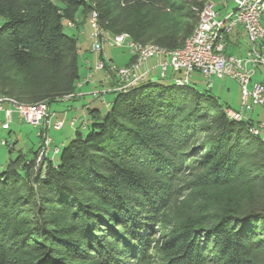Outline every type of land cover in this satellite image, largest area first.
I'll list each match as a JSON object with an SVG mask.
<instances>
[{"label":"trees","instance_id":"1","mask_svg":"<svg viewBox=\"0 0 264 264\" xmlns=\"http://www.w3.org/2000/svg\"><path fill=\"white\" fill-rule=\"evenodd\" d=\"M208 3L0 0V95L49 107L81 96L78 41L62 24L79 12H95L107 33L175 51ZM105 70L113 99L106 111L88 110L87 133L77 129L51 155L41 154L40 129L38 149L18 151L0 173V264H264V143L253 120L230 119L231 107L192 84L113 91L120 81ZM203 186L234 193L164 231L161 262L152 261L164 212Z\"/></svg>","mask_w":264,"mask_h":264},{"label":"built area","instance_id":"2","mask_svg":"<svg viewBox=\"0 0 264 264\" xmlns=\"http://www.w3.org/2000/svg\"><path fill=\"white\" fill-rule=\"evenodd\" d=\"M225 1L221 4L225 9L223 17L215 10L212 3L205 5L193 35L187 39L181 49L170 51L154 44L141 45L133 42L128 34H121L113 39V43L129 49L130 64L119 68L111 62L107 64L104 59H100L95 70H105L108 67L120 81V85L116 87L117 91H126L148 80H156L153 76L155 70H159L161 78H166L169 69L182 74L184 78L177 82L179 85H187L193 72L207 79L230 78L240 85L242 98L240 109L229 110L227 115L234 121L251 120L255 106H261L264 110V85L261 82L252 83L257 70L264 67L262 52L264 29L261 26L264 0H231L234 7L228 12ZM90 15L95 28L92 37L96 39L93 49L95 52H102L103 46L98 39L101 29L98 16L95 12ZM236 29L243 30L246 35L247 51L244 55L226 53V36ZM150 60H156L157 65L149 67ZM93 96L98 97V94L93 93ZM72 98L73 95H68L62 100L67 102ZM14 115L18 117L19 122L24 121L34 128L43 130H49L51 127L54 130H61L64 126V122L59 120L52 123L54 113H50V107L45 102L22 105L12 99L0 98L1 130L11 129ZM253 122L254 126L250 128L251 134L261 136V131H264V120L258 123L253 120ZM70 125L74 126V122L72 121ZM262 141L264 143V139ZM50 142L51 138L45 134V148L42 149L41 154L48 151ZM5 144V141L1 142L2 146ZM58 150L56 149L55 152L57 153Z\"/></svg>","mask_w":264,"mask_h":264},{"label":"rangeland","instance_id":"3","mask_svg":"<svg viewBox=\"0 0 264 264\" xmlns=\"http://www.w3.org/2000/svg\"><path fill=\"white\" fill-rule=\"evenodd\" d=\"M211 1L215 10H217L223 17L225 9L221 6V4H223L224 1ZM225 2L228 5L227 12L232 11L234 7L233 2L231 0H226ZM4 22L5 19L0 17V26H2ZM62 24L65 34L75 37L78 41V63L81 75L80 84L83 88L88 87L89 84L86 81L89 80L92 85L90 86V89H80V95L82 93L85 94L84 96H80L77 99L67 102H56L50 106V113H54L52 123L56 120L64 122V126L61 130H54L52 127L49 130H43L44 132L47 131L44 135L46 134L49 138H51V142L49 144L51 155L53 154L54 149L62 150L64 146L74 139L77 129L83 133H87L88 127L91 125L88 115L89 109H100L102 111H106L109 108V102L112 101L113 95L106 94L108 90L111 91L110 89L107 90V80L109 79L106 70H95L96 64L100 61V56H103V59L107 64H109L112 59L113 64L119 68L125 66L131 57L130 51L127 47L116 46L113 43V39L119 35L107 33L102 29H100V37L98 38L103 46L102 52L94 51L93 45L96 42V39L92 37V34L95 33V28L91 21V15L83 16L79 12L75 21L68 22L67 20H64ZM261 26L264 29V14L261 19ZM240 33L241 39L239 44L235 41L234 31L226 36L227 49L232 54L244 55L247 51L246 35L243 30ZM262 46V52L264 53V42L262 43ZM155 62L156 60H150L148 65L152 66ZM154 76L155 79L158 80V83L162 85L177 84L180 79L184 78V76L180 73H173L172 69L168 70L166 78L160 77L159 70L154 71ZM262 78L263 76L261 71L258 69L257 73L253 77L252 83H259ZM189 81L199 90L210 91V93L216 96L223 105L231 107L232 110L238 111L240 109L242 90L237 81L230 78L207 79L197 72H193L191 74ZM113 91H117L116 88ZM93 93H97L99 97H93ZM0 98L15 100L5 95H0ZM18 103L22 105H33L20 102ZM70 108L73 109L70 110ZM251 117L257 123L264 120L263 108L261 106H255L253 112L251 113ZM72 121L74 122V126L70 125ZM39 131L40 128H34L24 121L19 122L16 115L13 117L10 131L0 129V173L6 168L10 160H14L17 157L18 151L27 153L30 150L38 149L41 142V139L38 137ZM44 135H42L43 141ZM261 137L264 139V131H261ZM2 141L8 142V145L15 146L12 154H10L8 146L1 145ZM55 158L58 159V155H56ZM38 160H40V158ZM192 173L193 172L191 171V174L187 173L183 176V183L192 181ZM233 193L234 191L232 189L221 190L218 188H205V186H203L197 187L191 191L188 190L183 198L174 199L173 203L161 217L160 225L154 227L155 232L152 237V243L153 246H155V250L151 253L152 261L157 260V262H161L160 252L158 249H160V246L165 240V236H161L165 233L164 231L167 230V234L170 233L171 230L177 228L181 221L184 220H201L200 215L205 214L206 206L210 209L220 205L223 206L227 199L230 200L232 198Z\"/></svg>","mask_w":264,"mask_h":264},{"label":"crops","instance_id":"4","mask_svg":"<svg viewBox=\"0 0 264 264\" xmlns=\"http://www.w3.org/2000/svg\"><path fill=\"white\" fill-rule=\"evenodd\" d=\"M223 1H224V0H223ZM241 31H242L241 29H236V30L234 31V34H235L234 38H235V41H237V44L240 43L239 41H240V39H241V33H240ZM241 49H242V48H241ZM241 51H243V50H241ZM236 55H240V54H236ZM241 55H243V54H241ZM130 59H131V57H130ZM130 59H129L128 63L130 62ZM112 61H113V60L111 59L110 62H112ZM112 63H113V62H112ZM128 63H127V64H128ZM127 64H126V65H127ZM156 65H157V61L155 62L154 65H152V66H149V65H148V66H149V67H155ZM90 69H91V68H90ZM155 71H156V70H155ZM89 75H90V73H89ZM85 84H87V83H85ZM88 84H89V86H88V87H84V88H86V89H90V86H91L92 84H90V82H89ZM88 84H87V85H88ZM84 88H83V86H82V89H84ZM83 93H85V92H83ZM84 95H85V94H82V93H81V96H84ZM71 109H73V108H70V110H71ZM233 111H237V110H233ZM251 118H252V117H251Z\"/></svg>","mask_w":264,"mask_h":264},{"label":"water","instance_id":"5","mask_svg":"<svg viewBox=\"0 0 264 264\" xmlns=\"http://www.w3.org/2000/svg\"><path fill=\"white\" fill-rule=\"evenodd\" d=\"M130 62H131V59H130ZM130 62H129L128 64H130ZM128 64H127V65H128ZM127 65H125V66H127ZM123 67H124V66H123ZM173 73H175V72H173ZM153 76H154V73H153ZM154 78H155V76H154ZM188 84H191L190 81H189ZM230 111H233V110H230Z\"/></svg>","mask_w":264,"mask_h":264}]
</instances>
